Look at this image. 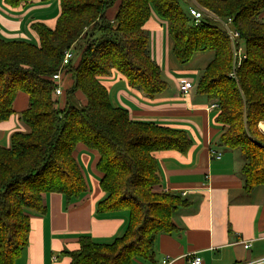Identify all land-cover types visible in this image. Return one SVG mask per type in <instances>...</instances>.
<instances>
[{
  "label": "trees",
  "instance_id": "1",
  "mask_svg": "<svg viewBox=\"0 0 264 264\" xmlns=\"http://www.w3.org/2000/svg\"><path fill=\"white\" fill-rule=\"evenodd\" d=\"M50 1L6 0V4L25 9ZM57 1L54 26L31 24L37 42L0 36V123L15 114L19 93L29 97L28 108L20 115L27 131L13 133L10 145L0 146V264H16L21 257L29 242L30 214H46V195L61 194L73 202L88 193L75 158L81 144L99 153L100 186L107 195L98 205L99 214L128 211L130 217L124 235L111 244L81 235L80 248L64 252L70 264L154 261L157 236L177 232L174 213L188 202L159 190L155 154H186L193 144L183 130L133 121L128 110L113 104L103 84L116 73L151 100L167 90L146 29L153 15L166 22L178 63L213 53L196 91L218 103L216 121L223 129L219 144L244 158L245 191L264 188V135L259 130L264 122V0ZM189 1L233 20L246 56L234 77V54L226 32L209 18L197 23ZM187 6L188 13L183 10ZM80 41L84 43L77 61L74 58L63 68L72 84L63 91L66 101L59 107L54 76L65 53ZM78 93L84 96L83 105L74 98Z\"/></svg>",
  "mask_w": 264,
  "mask_h": 264
},
{
  "label": "crops",
  "instance_id": "2",
  "mask_svg": "<svg viewBox=\"0 0 264 264\" xmlns=\"http://www.w3.org/2000/svg\"><path fill=\"white\" fill-rule=\"evenodd\" d=\"M58 15L57 0L25 9L11 8L6 0H0V36L6 40L37 42L31 24L44 22L52 27ZM163 26L164 22L156 15L146 25L152 35L153 59L161 69L168 58ZM212 58L213 55L207 58L205 68ZM171 64L175 72L186 73L185 70L177 71L175 64ZM109 78L114 81H103V84L113 104L128 110L133 121L183 130L193 144L186 154L177 151L155 154L161 179L159 190L180 196L187 200L188 206L174 213L177 232L157 236L154 261L136 260L134 264H163L167 258L171 264H191L196 257L202 259V264H251L264 260V188L257 187L250 193L245 191L244 158L239 151L219 144L223 129L216 121L218 110L211 109L215 102L198 94L196 87L182 96L179 87L184 82L194 83L191 78L174 79L177 95L162 94L153 100L131 88L119 76ZM114 84L115 88L119 84L123 87L116 95L119 105L111 93ZM28 105V95L19 93L15 114L0 123V144L5 142L1 147L10 145L13 133L27 131L20 115ZM259 128L264 132V122ZM214 152L221 153L222 159H214ZM75 158L84 173L88 193L73 202H68L61 194L46 195L47 212L30 214L29 242L16 264H70L64 252L78 250L81 235H88L99 244H111L126 232L128 211L106 215L98 212L99 203L107 196L101 189V174L97 170L99 153L81 144ZM85 170L94 173L91 180Z\"/></svg>",
  "mask_w": 264,
  "mask_h": 264
},
{
  "label": "rangeland",
  "instance_id": "3",
  "mask_svg": "<svg viewBox=\"0 0 264 264\" xmlns=\"http://www.w3.org/2000/svg\"><path fill=\"white\" fill-rule=\"evenodd\" d=\"M189 3H194L193 1H189ZM194 5V4H192ZM192 7H195L197 9H203L206 13V16L209 18V19H212L213 21H215L213 18H216L218 19V24H220V21L221 22H225L226 20L228 19H222L220 18L218 15H216L215 13L209 11L208 9L206 8H203V7H200L198 6L197 4H195L194 6ZM183 10L188 13V6L187 7H183ZM113 17V14L111 13L110 14V18ZM213 17V18H211ZM164 22V26H163V29L162 31L165 32L166 34V41H165V50H166V56L168 58H166L163 62V69H162V72H163V80L166 81L168 83V88L167 90L163 93L164 95L163 96H173V95H177V89H176V86L174 85V79H177L179 80L180 78L181 79H184L185 77L186 78H191L193 80V85L194 87H196L199 79L201 78L203 72H204V68H205V65L207 63V58L209 56H211L213 53L210 52V51H206V52H203V53H200V54H197L194 56V58L189 62V63H186V64H180L178 63L175 58L173 57L172 55V43H171V40L170 38L168 37V34H167V24L165 21ZM216 22V21H215ZM231 29H234L235 28L233 27V20H232V25L230 26ZM237 31V30H236ZM238 32V31H237ZM154 33V32H153ZM239 33V32H238ZM149 35H150V41H151V52H152V58H153V49H152V35H151V32H149ZM84 41H80V43L77 45V47H73V49L70 50V52L72 54H74V58H75V62L77 61L79 55H80V47L83 45ZM238 44L240 45L241 44V40H240V36H239V40H238ZM243 45V44H242ZM234 51V50H232ZM73 58V59H74ZM171 63H174L175 66L178 68V70H185L186 73L184 72H181V73H178V72H175V70H172V64ZM234 63H235V59L233 60V72L234 73ZM63 65L61 66V69H60V73H61V77L58 82H57V85L58 87L61 89V94H57L58 96H61V97H58V98H55V100H57V103H59V107H63L65 105V101H66V98L64 97L65 96V92L63 93V91H65V89L67 87H71V84H72V81L70 79V75L67 76L66 78L63 76ZM174 71V72H173ZM113 75H116V73H113ZM235 76V74H234ZM105 82H110V81H114V79H106L104 80ZM123 82H125L123 80ZM116 84H114L113 86L111 85V93L114 94V101L117 103V98H116V95H117V91L121 88H123L120 84L119 86H117L115 88ZM128 86V85H127ZM125 90L128 91L127 87H125ZM63 95V96H62ZM162 95V94H161ZM159 95V96H161ZM158 96V97H159ZM74 98L77 100V102L80 104V105H83L85 103V99H84V96L81 95V93H78L76 96H74ZM83 103V104H81ZM118 104V103H117ZM119 105V104H118ZM262 123V122H260ZM260 125V124H259ZM260 132L264 135V132L261 131V129L259 128ZM264 130V128H263ZM194 139V138H193ZM2 144L0 145H4L5 142H1ZM93 157V156H92ZM221 159H222V154H221ZM87 176H88V179L91 180V177L94 175L93 172H91V170H85Z\"/></svg>",
  "mask_w": 264,
  "mask_h": 264
},
{
  "label": "built area",
  "instance_id": "4",
  "mask_svg": "<svg viewBox=\"0 0 264 264\" xmlns=\"http://www.w3.org/2000/svg\"><path fill=\"white\" fill-rule=\"evenodd\" d=\"M190 14L197 23H199L205 18H208L203 9H197L195 7L190 8ZM213 19L216 22H218V19L216 18H213ZM220 25L222 26L223 30L226 32L228 38L230 39L232 49L234 50L233 54H234V59H235V63H234V73H235V70L241 66L242 60L246 58L242 49L239 48L238 40H239L240 34L236 30L230 28V26L232 25V19H228L225 22L220 21ZM73 58H74V54H72L70 50L67 51L64 56L63 67L67 66ZM234 73L231 74V76L234 77ZM60 77H61V73L59 72L57 75L54 76V79L59 81L61 80ZM193 88H194V85L192 82H184L180 85L179 91L181 95L185 97L193 90ZM56 93L61 94V89L59 87L56 88ZM217 108H218V103L217 102L213 103L211 106V109H217ZM212 156L216 160L221 159V153L219 152H214ZM162 263L171 264L170 259L168 258L164 260ZM190 263L191 264H202V259L199 257L198 258L196 257L194 260L190 261ZM251 264H264V260H260V261H257Z\"/></svg>",
  "mask_w": 264,
  "mask_h": 264
}]
</instances>
